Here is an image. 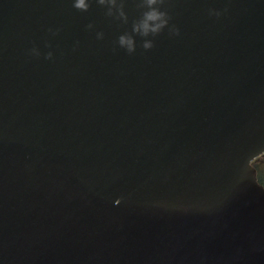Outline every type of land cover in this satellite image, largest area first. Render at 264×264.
Segmentation results:
<instances>
[{
  "label": "water",
  "instance_id": "1",
  "mask_svg": "<svg viewBox=\"0 0 264 264\" xmlns=\"http://www.w3.org/2000/svg\"><path fill=\"white\" fill-rule=\"evenodd\" d=\"M121 2L0 0V264H264V0Z\"/></svg>",
  "mask_w": 264,
  "mask_h": 264
},
{
  "label": "clouds",
  "instance_id": "2",
  "mask_svg": "<svg viewBox=\"0 0 264 264\" xmlns=\"http://www.w3.org/2000/svg\"><path fill=\"white\" fill-rule=\"evenodd\" d=\"M99 6L107 9L109 17L127 23V16L124 12V4L121 0H96ZM165 0H140L139 7L146 9L141 17L132 24L131 34L124 33L118 37L117 44L121 49H124L129 55L136 52V40L134 37L139 36L143 40L142 47L145 51L153 48L152 38L159 36L165 29H169L170 35H179V31L174 27L170 28L171 17L165 11H161ZM73 7L78 11L86 12L89 9V0H73ZM209 15L218 16L219 13L209 12ZM91 29L92 25L89 24ZM103 33H97V39H102ZM32 54L38 56L39 52L36 49L32 50ZM48 60L52 59V53L49 52L45 57ZM262 190L264 186L259 185ZM119 203V201H117Z\"/></svg>",
  "mask_w": 264,
  "mask_h": 264
},
{
  "label": "trees",
  "instance_id": "3",
  "mask_svg": "<svg viewBox=\"0 0 264 264\" xmlns=\"http://www.w3.org/2000/svg\"><path fill=\"white\" fill-rule=\"evenodd\" d=\"M263 162H264V155L259 157L257 160L254 161V165L257 168L258 171V179L260 183L264 181V167H263Z\"/></svg>",
  "mask_w": 264,
  "mask_h": 264
},
{
  "label": "snow or ice",
  "instance_id": "4",
  "mask_svg": "<svg viewBox=\"0 0 264 264\" xmlns=\"http://www.w3.org/2000/svg\"><path fill=\"white\" fill-rule=\"evenodd\" d=\"M261 185L264 186V181L261 182Z\"/></svg>",
  "mask_w": 264,
  "mask_h": 264
},
{
  "label": "rangeland",
  "instance_id": "5",
  "mask_svg": "<svg viewBox=\"0 0 264 264\" xmlns=\"http://www.w3.org/2000/svg\"><path fill=\"white\" fill-rule=\"evenodd\" d=\"M263 167H264V162H263Z\"/></svg>",
  "mask_w": 264,
  "mask_h": 264
}]
</instances>
